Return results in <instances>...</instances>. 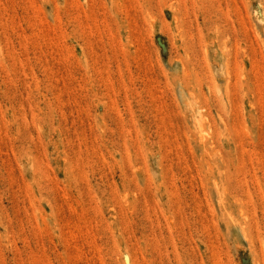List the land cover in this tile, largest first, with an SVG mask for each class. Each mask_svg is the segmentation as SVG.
Here are the masks:
<instances>
[{"label": "rangeland", "instance_id": "rangeland-1", "mask_svg": "<svg viewBox=\"0 0 264 264\" xmlns=\"http://www.w3.org/2000/svg\"><path fill=\"white\" fill-rule=\"evenodd\" d=\"M0 264H264V0H0Z\"/></svg>", "mask_w": 264, "mask_h": 264}]
</instances>
